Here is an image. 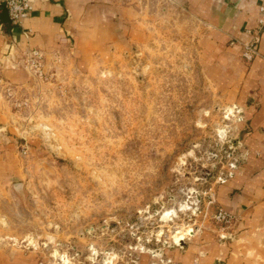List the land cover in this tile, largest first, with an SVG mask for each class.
I'll use <instances>...</instances> for the list:
<instances>
[{
  "label": "rangeland",
  "instance_id": "obj_1",
  "mask_svg": "<svg viewBox=\"0 0 264 264\" xmlns=\"http://www.w3.org/2000/svg\"><path fill=\"white\" fill-rule=\"evenodd\" d=\"M128 3L135 19L115 13L117 39L87 63L66 44L29 48L38 67L21 51L17 76L0 65V252L11 258L173 264L166 249L194 231L233 237L238 216L217 189L247 162L248 128L206 67L202 17L186 0Z\"/></svg>",
  "mask_w": 264,
  "mask_h": 264
},
{
  "label": "crops",
  "instance_id": "obj_2",
  "mask_svg": "<svg viewBox=\"0 0 264 264\" xmlns=\"http://www.w3.org/2000/svg\"><path fill=\"white\" fill-rule=\"evenodd\" d=\"M121 2L129 0H29L31 13L19 27L12 25L9 33L6 9L0 8V65L5 75L17 76L20 70L14 69L12 59L29 48L51 50L67 44L85 63L95 54L107 53L109 41L117 39L115 13L127 24L137 14L135 7L120 6ZM186 2L205 24L206 67L221 81L225 79L221 85L229 104L240 108L250 153L241 171L236 170L217 189L220 205L238 216L233 237L221 240L212 231H194L185 247L166 249V258L173 264H264V28L258 55L250 61L242 57L245 30L257 25L258 1ZM0 264H37V259L31 255L11 258L0 252Z\"/></svg>",
  "mask_w": 264,
  "mask_h": 264
},
{
  "label": "built area",
  "instance_id": "obj_3",
  "mask_svg": "<svg viewBox=\"0 0 264 264\" xmlns=\"http://www.w3.org/2000/svg\"><path fill=\"white\" fill-rule=\"evenodd\" d=\"M258 1V12L259 18L257 21V25L253 28H248L245 30L246 39L242 42L243 52L242 57L247 61H250L254 56L258 55V43L260 41V34L262 29L264 28V0ZM7 9L8 15L13 24L16 26H20L22 23V19L25 18L29 10H31V5L26 0H7ZM37 54L39 51L28 49L26 53V58L28 62L33 67H38ZM239 120H242V116L239 115ZM216 218L220 221L228 222L230 221V214H228L223 209H219L216 212Z\"/></svg>",
  "mask_w": 264,
  "mask_h": 264
},
{
  "label": "trees",
  "instance_id": "obj_4",
  "mask_svg": "<svg viewBox=\"0 0 264 264\" xmlns=\"http://www.w3.org/2000/svg\"><path fill=\"white\" fill-rule=\"evenodd\" d=\"M0 8L1 9H3V8H7L5 5H1L0 6ZM6 12H7V15H8V11H7V9H6ZM7 17V16H6ZM12 27V21H11V19H10V17H9V15H8V24H7V26L5 27V30L9 33V30H10V28Z\"/></svg>",
  "mask_w": 264,
  "mask_h": 264
},
{
  "label": "water",
  "instance_id": "obj_5",
  "mask_svg": "<svg viewBox=\"0 0 264 264\" xmlns=\"http://www.w3.org/2000/svg\"><path fill=\"white\" fill-rule=\"evenodd\" d=\"M14 188L17 192H21L22 184L21 183H16L14 184ZM183 244V241H181L180 245Z\"/></svg>",
  "mask_w": 264,
  "mask_h": 264
},
{
  "label": "bare ground",
  "instance_id": "obj_6",
  "mask_svg": "<svg viewBox=\"0 0 264 264\" xmlns=\"http://www.w3.org/2000/svg\"><path fill=\"white\" fill-rule=\"evenodd\" d=\"M181 241H182V239L178 240L177 242H181Z\"/></svg>",
  "mask_w": 264,
  "mask_h": 264
}]
</instances>
